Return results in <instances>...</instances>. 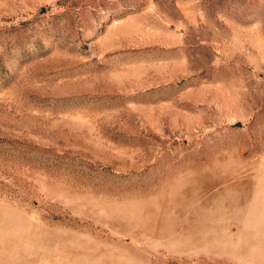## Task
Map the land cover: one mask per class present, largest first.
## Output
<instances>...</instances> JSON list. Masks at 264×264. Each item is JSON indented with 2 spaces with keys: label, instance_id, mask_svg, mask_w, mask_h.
<instances>
[{
  "label": "rangeland",
  "instance_id": "1",
  "mask_svg": "<svg viewBox=\"0 0 264 264\" xmlns=\"http://www.w3.org/2000/svg\"><path fill=\"white\" fill-rule=\"evenodd\" d=\"M0 264H264V0H0Z\"/></svg>",
  "mask_w": 264,
  "mask_h": 264
}]
</instances>
